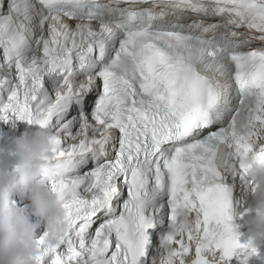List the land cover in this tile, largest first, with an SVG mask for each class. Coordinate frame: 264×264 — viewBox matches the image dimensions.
Returning <instances> with one entry per match:
<instances>
[{"label": "snow or ice", "instance_id": "6c2138e0", "mask_svg": "<svg viewBox=\"0 0 264 264\" xmlns=\"http://www.w3.org/2000/svg\"><path fill=\"white\" fill-rule=\"evenodd\" d=\"M0 50V123L53 136L41 180L65 209L35 264H157L177 205L179 264L258 254L233 201L264 165V0H0Z\"/></svg>", "mask_w": 264, "mask_h": 264}, {"label": "clouds", "instance_id": "9594fccd", "mask_svg": "<svg viewBox=\"0 0 264 264\" xmlns=\"http://www.w3.org/2000/svg\"><path fill=\"white\" fill-rule=\"evenodd\" d=\"M247 103L246 100L244 107ZM237 125L241 128L248 125V116L243 107L237 117ZM52 148L53 136L44 130L21 135L16 140L15 172L9 174L0 170V264H35V257L39 254L36 234L41 222L46 227L50 245L56 244L63 235L65 209L50 186L41 180L48 170L44 157L51 153ZM244 163L252 167L247 171L249 183L241 194L243 205L237 219L242 215L246 217L240 226L247 230L248 241L258 249L264 244V165L254 163L251 155ZM14 198L27 201L33 215L39 219H31L24 214ZM194 223L188 211L179 205L174 208L173 219L161 237L157 264H179V257L175 255L178 249L174 242H169L168 237L186 235ZM195 243L193 240L190 247ZM193 259L194 256L189 254L185 264H192Z\"/></svg>", "mask_w": 264, "mask_h": 264}, {"label": "bare ground", "instance_id": "6f19581e", "mask_svg": "<svg viewBox=\"0 0 264 264\" xmlns=\"http://www.w3.org/2000/svg\"><path fill=\"white\" fill-rule=\"evenodd\" d=\"M14 199L15 200H19L18 198H14ZM26 206H27V204H26ZM26 206H23V209ZM23 209L21 211H23ZM31 219L36 220V219H39V218H31ZM237 220H238V222L241 225L242 223L240 222V220L239 219H237ZM41 224H42V222H41ZM244 236H245V238L247 240L249 239V235H248L247 231L244 232ZM257 252H258V254L256 256H254V264H264V256H262V247L261 246L258 247Z\"/></svg>", "mask_w": 264, "mask_h": 264}, {"label": "rangeland", "instance_id": "374dc122", "mask_svg": "<svg viewBox=\"0 0 264 264\" xmlns=\"http://www.w3.org/2000/svg\"><path fill=\"white\" fill-rule=\"evenodd\" d=\"M14 202L16 203V205H17V207H19L21 210L23 209V206H26V204H27V206L26 207H24V209H23V213L24 214H26V215H29V217H31V218H38V217H36V216H34L33 215V213H32V209H31V206H30V204L27 202V201H20V200H15L14 199ZM39 230V229H38ZM37 230V231H38Z\"/></svg>", "mask_w": 264, "mask_h": 264}]
</instances>
